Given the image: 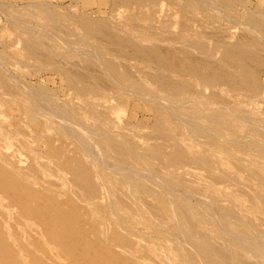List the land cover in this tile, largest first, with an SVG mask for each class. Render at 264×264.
<instances>
[{
	"label": "bare ground",
	"instance_id": "obj_1",
	"mask_svg": "<svg viewBox=\"0 0 264 264\" xmlns=\"http://www.w3.org/2000/svg\"><path fill=\"white\" fill-rule=\"evenodd\" d=\"M112 5L8 13L27 58L0 51V264H264V15L232 43L190 0ZM128 91L154 125L118 121Z\"/></svg>",
	"mask_w": 264,
	"mask_h": 264
},
{
	"label": "rangeland",
	"instance_id": "obj_2",
	"mask_svg": "<svg viewBox=\"0 0 264 264\" xmlns=\"http://www.w3.org/2000/svg\"><path fill=\"white\" fill-rule=\"evenodd\" d=\"M48 1L50 2V4H55V6H60L62 8H66V7L68 8V7L73 6L72 8L78 9L80 6H84L87 8V11H89L91 13L101 12L102 18L103 17L105 18L106 16L109 18L110 17L109 14H111V11L113 8V5H112L113 0H81L82 2L80 0H0V51H2L4 48L7 47L9 50V53L13 57L15 54L16 57L19 56L21 58V61H24V60L26 61V59H25V58H27L26 52H23L21 49L18 48V44H17L18 35L15 31L17 28L14 29V26L11 24V19H10L11 16L9 17L8 13H11V12L13 13V15H12L13 19L12 20H14V10H18L19 8H21V6L23 7V6L35 5V4H37V6H39V4L40 5L41 4L42 5L48 4L49 3ZM176 1L179 3V2H182L183 0H176ZM190 1L196 2V4L199 5V6H197L199 11L197 10L196 13H198L200 15V17L202 16L200 18V20H202L203 25H202V23H200V21H198V23H196V25H195L196 29H198L200 31H202V30L206 31L209 29L208 30L209 35H212L213 33L219 31L218 35H220V37L224 36L223 33H226L225 34L226 35L225 36L226 41H229L232 43L238 42V40L243 39L245 37V35L247 34V33H245V27H242L243 24L246 25V23L248 24V23H252L253 21L258 20L257 18H258V15H260V13L262 15H264V0H232V2H230V0H190ZM172 5H174V6H172ZM175 5L176 4L170 5V3H168L166 1L162 4L161 8H163V11L166 10L169 12V13H167L165 11L164 13H167L168 15H173V17L176 16V18H178V17L180 18L181 17L180 15H182V13H180L182 11V10H180L181 6L176 5L177 7H175ZM226 5L231 6L230 9L235 11L236 20L234 22L230 23V20H225V19L221 18L222 17L221 13H224L223 10L225 9ZM168 7H169V9H168ZM170 7H171V9H170ZM7 11H9V12H7ZM220 11H223V12H220ZM125 12H126L125 13L126 16H128L130 14L129 9L126 10ZM128 12H129V14H128ZM200 13H202L203 15ZM241 14H243V15H241ZM251 15L252 16L255 15V17L254 16L252 17ZM249 18H251V19H249ZM204 22H205V24H204ZM199 25H201V26H199ZM204 25L207 27V29H205V28L203 29V27H205ZM219 25H221V26H219ZM215 29H216V31H215ZM211 32H212V34H211ZM221 32H223V33H221ZM229 33H230V35L233 36V38H232V36L229 35ZM227 35H229L231 37V39ZM212 36H214V35H212ZM22 69H23L24 74L22 73V76L20 79L22 82H24V84L29 85L31 87H35V88H37V86H38V88H41V87L44 88L45 91L50 93L51 96H53V97L55 96L57 98V100L60 101L61 104H65L68 106H72L74 104L73 93L70 92V89L66 85V82L64 81L63 77H61V75L59 73H57V71H53V72L52 71H50V72L49 71H44V72L42 71L41 72V71H37L35 68L33 69L30 66H27V68H26V65L25 66L23 65ZM25 71H27V72H25ZM263 80L264 79L262 77L261 81H263ZM128 92H122L119 95V97H121V98H119L118 100L116 99V97H118V96H116L115 93H113L111 95L114 98L113 101L117 105L119 104L118 105L119 109H121L122 111L124 110L123 113L121 114L123 119L119 118L118 121L120 123H123L127 119H130L133 123H140L144 126L150 127V126L154 125V122H155V115L153 116L154 110L152 108H150L149 106H147L146 104H143L139 98L134 96L135 94H133V91L132 92L128 91ZM131 95H132V97H131ZM262 105H260L257 109L258 114H262V113L264 114V105L263 106ZM142 108H144V109H142ZM260 111H262V112H260ZM128 116H129V118H128ZM148 123H150V124H148ZM42 135L45 136L44 134H42ZM47 135H48V133H47ZM245 136H247V135L244 134V136L242 138H244ZM34 140L35 139H33L32 141H34ZM243 140L246 141L245 139H243ZM244 141H242L243 144H242V142L240 143V148L245 151L248 149V146H247V144H245ZM246 146H247V148H246Z\"/></svg>",
	"mask_w": 264,
	"mask_h": 264
}]
</instances>
